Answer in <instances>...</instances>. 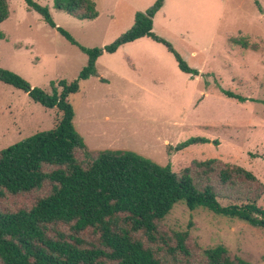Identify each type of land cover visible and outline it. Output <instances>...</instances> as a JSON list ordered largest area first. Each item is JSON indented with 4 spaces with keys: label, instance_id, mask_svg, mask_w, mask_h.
<instances>
[{
    "label": "rangeland",
    "instance_id": "1",
    "mask_svg": "<svg viewBox=\"0 0 264 264\" xmlns=\"http://www.w3.org/2000/svg\"><path fill=\"white\" fill-rule=\"evenodd\" d=\"M33 1L47 7L54 23L80 46L93 49L128 32L136 14L145 13L157 0H94L99 17L91 21L56 9L54 0ZM9 12L0 23V69L46 93H51L53 81L78 80L88 64L85 53L25 0L11 1ZM153 31L199 76L182 72L175 55L151 38L104 53L96 62V75L80 81V91L69 98L74 126L88 150L132 151L171 165L179 176L190 168L200 189L205 177L194 163L214 159L210 178L219 202L223 206L255 202L264 209V0H166ZM58 115L57 109H46L0 81V151L53 129ZM191 139L200 142L185 145ZM77 157L84 162L82 151ZM226 164L251 171L259 182L235 178L223 185L219 171ZM50 191L46 185L29 194L8 195L0 199V209L30 210ZM159 229L170 238L169 247L145 241L164 264H206L203 251L220 245L232 257L264 264V229L246 222L204 208L191 211L180 202ZM63 230L69 233L68 226ZM174 233L188 234L189 256L169 249L177 246ZM81 237L88 242L95 238L91 231Z\"/></svg>",
    "mask_w": 264,
    "mask_h": 264
},
{
    "label": "trees",
    "instance_id": "2",
    "mask_svg": "<svg viewBox=\"0 0 264 264\" xmlns=\"http://www.w3.org/2000/svg\"><path fill=\"white\" fill-rule=\"evenodd\" d=\"M11 1L14 0H0V23L9 18ZM25 1L50 27L85 53L88 64L78 80L51 82V93L0 69L2 83L28 94L34 103L59 112L53 129L38 132L0 151V199L29 194L46 185L51 187L50 193L39 198L30 210L0 209V264H164L146 246L145 239L169 247L170 238L161 233L159 226L180 202L191 211L204 208L264 229V209L255 202L228 206L219 202L210 178L216 160L194 163L205 177L200 189L190 168L179 176L171 165H160L132 151L91 152L74 126L75 111L70 96L80 91V81L96 75V62L104 53L114 54L126 44L151 38L175 55L182 72L199 76L198 70L190 68L173 46L153 31V20L165 0H157L145 13H137L132 28L112 44L93 49L80 46L69 32L58 27L47 7L33 0ZM54 6L78 20L99 17L94 0H54ZM243 46L248 48L246 43ZM225 94L244 101L230 92ZM197 142L200 141L191 139L185 145ZM80 151L84 153V162L77 157ZM219 176L223 185L235 178L259 182L251 171L238 165L226 164ZM63 226L69 227V233ZM87 231L95 236L92 242L81 237ZM172 237L177 246L169 249L189 256L188 234L174 233ZM203 257L206 264H249L232 257L222 245L204 250Z\"/></svg>",
    "mask_w": 264,
    "mask_h": 264
},
{
    "label": "crops",
    "instance_id": "3",
    "mask_svg": "<svg viewBox=\"0 0 264 264\" xmlns=\"http://www.w3.org/2000/svg\"><path fill=\"white\" fill-rule=\"evenodd\" d=\"M165 2H166V0H165ZM164 4H165V3H164ZM159 12H160V11H159ZM159 12H158V13H159ZM158 13H157V14H158ZM155 17H156V16H155ZM154 20H155V18H154ZM154 20H153V22H154ZM153 25H154V24H153ZM145 38H148V37H145ZM142 39H143V38H142ZM139 40H140V39H139ZM135 42H136V41H135ZM197 77H198V76H197Z\"/></svg>",
    "mask_w": 264,
    "mask_h": 264
}]
</instances>
